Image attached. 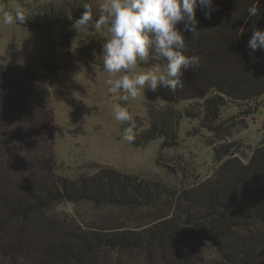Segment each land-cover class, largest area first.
<instances>
[{
	"label": "trees",
	"instance_id": "16d2710c",
	"mask_svg": "<svg viewBox=\"0 0 264 264\" xmlns=\"http://www.w3.org/2000/svg\"><path fill=\"white\" fill-rule=\"evenodd\" d=\"M17 1L26 17L18 25L40 33L57 26L68 31L86 2ZM214 6L219 10L211 19L196 9L195 38L177 25L186 41L184 54L199 58L174 93L190 105L184 110L151 105L148 120L122 126L133 127L135 147L162 139L157 163L173 172L182 160L164 151L180 146L181 123H198L189 136L210 134L216 170L180 188L99 164L74 179L60 175L54 108L38 90L45 84L42 76L31 66L0 67V264H264V133L254 149L233 140L263 105L264 50L250 55L247 45L253 29L264 31V0H214ZM251 6L258 9L256 17L248 16ZM91 11L96 20L99 9ZM70 38L67 33L63 44L70 46ZM93 49L85 44L77 50L96 63ZM68 65L44 61L49 77ZM157 96L149 101L157 102ZM231 105L238 112L224 117ZM179 168L186 177L189 169ZM62 203L87 204L97 215L84 221L61 217L55 207ZM132 213L142 216L137 224L126 221ZM200 232L209 255L200 250Z\"/></svg>",
	"mask_w": 264,
	"mask_h": 264
},
{
	"label": "rangeland",
	"instance_id": "374dc122",
	"mask_svg": "<svg viewBox=\"0 0 264 264\" xmlns=\"http://www.w3.org/2000/svg\"><path fill=\"white\" fill-rule=\"evenodd\" d=\"M26 3H46L65 0H23ZM86 1V0H82ZM91 6L99 9L102 0H90ZM0 7L9 11L22 8L17 0H0ZM106 27L100 31L90 30L79 34L73 27L66 31L63 27L46 30L42 33L19 26L0 24V67L27 68L33 67L45 84L38 88L47 103L54 108L56 134V155L58 173L68 178H77L81 173H91L85 167L92 164L110 166L128 174H139L152 180L163 181L173 187L180 188L182 182H197L211 177L217 168L214 146L210 134L203 130L198 136H189L198 127L197 122L185 120L179 127L180 146L164 151L171 159H181L174 165L175 172L157 163L162 150V139L153 140L142 147H135L122 140L126 123L134 124L137 118L148 120V108L173 107L184 110L191 101H179L169 89L160 87L157 91L145 90L137 99L113 101L108 93L106 80L111 77L103 70L102 49L106 42ZM70 34V46L63 44V38ZM87 44H95L96 63L81 57L79 48ZM97 45V46H96ZM44 61L53 66L69 64L51 77L44 69ZM157 65L164 70V65L147 61H138L136 73L146 71ZM157 102H150L149 96L156 95ZM259 112L248 119V127L241 128L234 134L233 140L242 141L246 147L254 149L262 141L264 133V95ZM120 103L128 108L131 120L116 121L113 117V103ZM224 117L238 112L236 106L226 107ZM148 127V124H146ZM251 149H247L248 156ZM175 157V158H174ZM243 157V155H242ZM244 158V157H243ZM247 160V159H246ZM183 164L189 170L182 177L179 168ZM173 165V163H172ZM61 217H76L82 221L95 218L91 206L87 204L62 203L55 207ZM142 217L132 213L126 218L130 224H137ZM199 232V231H198ZM200 250L209 255L206 236L198 235Z\"/></svg>",
	"mask_w": 264,
	"mask_h": 264
},
{
	"label": "clouds",
	"instance_id": "9594fccd",
	"mask_svg": "<svg viewBox=\"0 0 264 264\" xmlns=\"http://www.w3.org/2000/svg\"><path fill=\"white\" fill-rule=\"evenodd\" d=\"M198 7L207 19L219 10L214 6V0H102L100 15L93 20L91 2L86 0L85 11L73 28L81 34L106 27L102 63L103 70L116 77L106 80L113 101L135 100L145 94L146 89L155 92L160 87L174 94L178 87H183L182 74L199 65L197 56L184 54L186 41L177 27L183 24L184 31L191 32L194 38L198 36ZM247 13L249 17L259 14L256 6L249 7ZM25 22L21 8L9 11L0 7V24L15 26ZM247 47L250 55L256 50H264V31L253 29ZM150 56L162 58L166 62L164 70L153 65L136 73L137 62L147 61ZM112 111L116 121L131 120L128 108L120 103L114 102ZM122 140L134 142L133 127L123 129Z\"/></svg>",
	"mask_w": 264,
	"mask_h": 264
}]
</instances>
